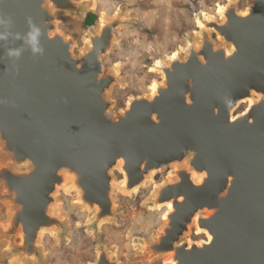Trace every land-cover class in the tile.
Segmentation results:
<instances>
[{"label":"water","instance_id":"1","mask_svg":"<svg viewBox=\"0 0 264 264\" xmlns=\"http://www.w3.org/2000/svg\"><path fill=\"white\" fill-rule=\"evenodd\" d=\"M226 6L223 22L199 14L203 27L198 41L183 48L185 57L153 64L162 85L152 98H131L112 115L108 95L119 71L116 65L106 73L103 57L117 48L123 16L99 32L89 27L87 46L76 56L74 39L57 23L63 13L85 22L92 11L84 3L0 0L6 21L0 24V187L10 205L3 228L14 264L43 260L44 233L67 237V221L55 211L64 184L98 232L119 218L115 170L126 178L120 190L135 195L169 167L150 203L152 209L171 204L173 211L156 243L146 244L150 257L264 264V0H249L247 14L234 0ZM30 22L40 29L42 53L28 43ZM14 51L20 55H9ZM244 103L247 109L235 115ZM193 223L211 239L187 240ZM93 264L119 262L99 246Z\"/></svg>","mask_w":264,"mask_h":264},{"label":"rangeland","instance_id":"2","mask_svg":"<svg viewBox=\"0 0 264 264\" xmlns=\"http://www.w3.org/2000/svg\"><path fill=\"white\" fill-rule=\"evenodd\" d=\"M77 1H83L81 3L97 16V21L100 12L113 16L117 10L124 17V23L126 22L116 30L117 48L103 57L106 73L118 65L120 79L108 95V99L113 102L111 113L114 115L126 108L131 98L149 96L152 82L161 81L158 73L151 70L153 64L158 60H167V57L178 50L181 51V56L185 57L183 48L188 44V40L198 41L200 26L196 24V17L204 12L217 16L218 6L226 5L228 0ZM234 1L238 12L247 9L249 0ZM93 2L97 3L95 7ZM57 28L65 36L74 39L76 45L73 52L78 56L87 46L84 35L89 27H85L84 21L78 17L63 13L59 15ZM213 39L219 42L216 35H213ZM156 64L157 62L154 66ZM247 107V103L241 104L235 115L243 113ZM3 160L4 156L0 152V162ZM172 169L173 167H169L159 172L154 177V182L150 181L135 195H128L120 190L118 183L122 182L123 175L115 170L114 198L119 218L117 222L103 224L98 232L90 224L89 213L81 210L75 203L74 193L60 189L59 200L62 215L68 224V235L65 239H60L57 234L44 233L40 241L44 252L43 260L40 263L28 261L26 264H93L99 246L111 250L119 264H167L163 256L161 259L151 260V257L143 254L140 243L153 242L154 235L164 225L163 215L166 207L152 210L150 197L155 185L156 188L157 185L168 181ZM7 199L8 195L0 187V264H14L3 228L10 217ZM204 234L197 235L193 228L186 239L201 242L206 240Z\"/></svg>","mask_w":264,"mask_h":264},{"label":"bare ground","instance_id":"3","mask_svg":"<svg viewBox=\"0 0 264 264\" xmlns=\"http://www.w3.org/2000/svg\"><path fill=\"white\" fill-rule=\"evenodd\" d=\"M80 1V0H79ZM80 2H82V1H80ZM228 2L229 3H231L232 2V0H228ZM85 3H87V2H85ZM97 3L95 2H93V7H95V5H96ZM228 6H226V5H219L218 6V10H217V16L216 15H212V14H207V13H203V14H201L202 16H203V21H212V20H215V19H217L216 17H218V21H224V16H223V14H224V11L226 10V8H227ZM119 9V8H118ZM120 10V9H119ZM118 12L119 11H117L116 10V12L113 14V16H109L106 12H100L99 13V20L97 21V24L95 25V29L96 30H98V32L100 31V29L102 28V27H104L107 23H108V21H110V19L111 20H113V19H115L116 17H117V15H118ZM247 12H248V9H246L245 10V12L243 13V14H247ZM125 14V13H124ZM124 18V17H123ZM220 19V20H219ZM126 23V22H125ZM196 24H198V26H200V28H202L203 27V22H201L200 20H199V18H197L196 17ZM222 41V40H221ZM197 47H199V44L198 45H196ZM184 53H185V51H184ZM174 54V55H173ZM172 55H173V57H176V56H180L181 55V51L180 50H178L177 52H175V53H173ZM171 56V55H170ZM169 56V57H170ZM168 57V58H169ZM168 61H170V59L168 60ZM164 62H157V64L155 65L157 68H158V66L160 67L162 64H163ZM165 63H166V61H165ZM153 71H155L154 69H152ZM159 71V70H158ZM155 72H157V70L155 71ZM153 84L150 86V88H149V97L150 98H152L155 94H156V90H157V87H159L160 85H162V82L160 81H155V82H152ZM258 97V96H257ZM132 101V99H130L129 100V102L127 103V106L130 104V102ZM256 101H258L257 100V98H256V100L254 99V100H248L247 102L250 104V105H252V104H254ZM115 106V105H114ZM119 167H121V164L119 165ZM120 169V168H119ZM120 172L122 173V171L120 170ZM193 178H194V181L196 182V183H199L200 181H201V176H199V175H197V174H194L193 175ZM154 182V181H153ZM121 183V185H125L126 184V178L125 177H123V180H122V182L120 181L118 184H120ZM163 185V183L162 184H159V185H157V187L155 188V186H154V188H153V191H152V193H151V197H153V195H154V193H156L160 188H161V186ZM62 189H64L67 193H70V190H69V187L67 186V183L66 184H64L63 185V188ZM116 189H118V188H116ZM119 190V189H118ZM121 191H123V193H127L128 195H129V192H127L126 190H122V188H121ZM150 197V198H151ZM164 207H166V210H165V213H164V215H163V221H164V225H162V227L160 228V230H158V233H161V229H163L164 227H165V225H167V223H168V221H167V216L173 211L172 210V206H171V204H167V205H163V206H160V207H158L157 205L154 207V209H152V210H155V209H162V208H164ZM62 208H60V206L58 205V206H56L55 207V211L56 212H61L62 213V210H61ZM81 210H83V209H81ZM84 211V210H83ZM65 214V213H64ZM91 219V218H90ZM89 219V221H91ZM5 225V224H4ZM192 226H194L196 229H195V231H196V234H204V235H206V241H207V239L209 240V239H211V237H210V235L207 233V232H205V231H203L202 229H200L198 226H197V224L196 223H193L192 224ZM154 239V238H153ZM189 239V238H188ZM145 242V245L146 244H150V245H153L154 243H156V237H155V239H154V241L153 242H146V241H144ZM204 242H198V244L199 245H202ZM141 247V246H140ZM149 247V245H146L145 246V252H143V254H146L147 256H151L150 255V252H148V251H146V249ZM144 248V247H143ZM141 249V248H140ZM162 256H163V259H164V261L167 263V264H175L174 263V261L172 260V254H166V255H160L157 259H161L162 258ZM151 260H153V259H151ZM13 263H14V261H13ZM24 264V263H23Z\"/></svg>","mask_w":264,"mask_h":264},{"label":"clouds","instance_id":"4","mask_svg":"<svg viewBox=\"0 0 264 264\" xmlns=\"http://www.w3.org/2000/svg\"><path fill=\"white\" fill-rule=\"evenodd\" d=\"M10 23V21H8ZM6 23V21L0 19V24H4ZM30 26H31V31L28 34V43H30L31 45V49L33 53H42V48L39 47V41H38V37L41 35L40 29L38 27H36L35 25H31L30 22ZM3 36H0V39H3ZM9 55L12 56H19L20 53L18 51H14V52H10Z\"/></svg>","mask_w":264,"mask_h":264},{"label":"trees","instance_id":"5","mask_svg":"<svg viewBox=\"0 0 264 264\" xmlns=\"http://www.w3.org/2000/svg\"><path fill=\"white\" fill-rule=\"evenodd\" d=\"M96 21H97V16L93 13H89L87 15L85 22H84V26L85 27H91V26L95 25Z\"/></svg>","mask_w":264,"mask_h":264},{"label":"flooded vegetation","instance_id":"6","mask_svg":"<svg viewBox=\"0 0 264 264\" xmlns=\"http://www.w3.org/2000/svg\"><path fill=\"white\" fill-rule=\"evenodd\" d=\"M95 10V9H94ZM97 22V21H96Z\"/></svg>","mask_w":264,"mask_h":264}]
</instances>
